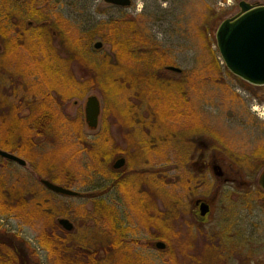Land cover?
Returning a JSON list of instances; mask_svg holds the SVG:
<instances>
[{"label":"rangeland","instance_id":"374dc122","mask_svg":"<svg viewBox=\"0 0 264 264\" xmlns=\"http://www.w3.org/2000/svg\"><path fill=\"white\" fill-rule=\"evenodd\" d=\"M45 1L47 5L41 4L38 8L51 22L50 47L54 52L51 55L70 58V69L76 79H86L88 73H94L88 66L89 61L98 64L100 58H113L110 45L99 37L91 42L90 53L84 55L85 33L123 16L143 23L148 40L165 54L166 63L181 70L180 73L155 70L160 89L164 83H171L176 90L174 94L173 89L165 88L166 97H177V105L170 117L162 120L147 98L130 89L112 95L98 83L86 88L81 98L73 92V87H77L73 83V89L61 95L59 101L61 92L56 91L67 90L65 78L51 69L45 75L46 83L53 87L48 90L57 100L52 106L65 127L40 139L29 156L21 157L26 161L24 168L0 158V177L6 186L26 187L30 200L49 206L45 212L48 217L26 222L15 215H1L0 230L17 236L29 247L25 255L33 264H52L37 240L48 229L47 225L59 218H66L74 225L70 232L71 244L102 252L111 240L104 226L91 223L92 218L81 222L70 212L76 207L88 211L89 197L55 194L45 189L39 178L90 196L97 185L92 174L93 160L81 150L76 139L80 134L92 142L108 125L112 138L108 145L110 151L114 144L121 149H136L144 139L159 144L157 154L150 153L147 161L150 168L154 170L156 166L161 173L162 197L156 205L164 217L157 225L168 241H163L166 250L150 245L160 232L141 222L144 204L137 198L138 188L127 185L129 203L113 192L106 198L131 221L128 225L131 231L126 237L130 258L140 256L147 264H264V191L257 186L264 164L254 166V154L264 149V110L260 108L264 104V87L248 85L230 74L220 60L214 39L219 23L238 13L240 1L264 6V0H131L128 7L110 5L103 0ZM57 20L64 21V25L59 26ZM44 34L41 28H35L26 35V40L36 41ZM96 42L102 44L98 50L93 48ZM5 48L0 40V91L9 96L10 103L23 100L26 114L35 115L40 111L31 107L32 101L38 98L34 97L38 96L34 86L38 84L37 88L46 89L36 68L41 61L52 65L51 55L45 62L39 47L34 49L35 56L22 48L17 55L9 56ZM81 57L86 66L80 63ZM104 71L105 74L114 72L109 68ZM89 95L98 98L102 110V119L95 131L89 130L81 118ZM73 101H77V106H73ZM130 108L137 118L128 129L119 120H123L122 111ZM128 137L131 145L126 144ZM131 149L128 155L133 158ZM202 161L207 165L205 171L199 166ZM129 163L132 162L129 160ZM32 169L38 170L34 177L29 174ZM199 199L213 203L212 213L204 224L192 213L194 202ZM147 201L145 205H149ZM176 228L181 235L178 240L172 237ZM190 231L191 241L185 236ZM108 257L107 264H128L119 254L111 252ZM196 257L202 262H196Z\"/></svg>","mask_w":264,"mask_h":264},{"label":"trees","instance_id":"16d2710c","mask_svg":"<svg viewBox=\"0 0 264 264\" xmlns=\"http://www.w3.org/2000/svg\"><path fill=\"white\" fill-rule=\"evenodd\" d=\"M41 4L47 5L45 0H0V39L6 47L5 53L7 55H17L22 48L28 51L31 56H35L34 49L39 47L43 58L46 59L44 61L47 62L48 55L54 53L50 47L51 34L48 27L41 28L45 31V34L43 36L39 35L36 41L31 40V38L26 40V35L33 30V28L27 27L26 21L34 20L39 23L47 19V15H43V11L37 9ZM57 24L63 26L64 21L57 20ZM96 37L101 38L110 45V52H112L114 62H112V59L109 60L107 58H100L101 61L97 62L98 64H95V61H89L88 66L94 73H88L85 77L86 79H81L82 77L76 79L70 69L72 61L70 58L60 59L57 55L54 57L51 55L49 61L53 62L52 65L41 61L40 66L36 68L37 75L41 77V82L46 83L45 75L52 69L55 73L57 72L63 76V80L65 78L64 88L67 90L56 91L58 93L61 92L60 95L62 96L73 89L71 87L73 83H75L74 86L79 88L77 90L80 98L85 94L86 88H92L96 83L102 89H108L112 95L122 90L130 89L138 93V95L147 98L146 100L154 105L157 116L160 115L162 120L170 117L171 111L177 105V97L174 98L173 96L172 99L166 97L165 88L173 89V87L171 83H164L162 85L163 89H160L157 82V79L160 78L156 76L155 70L164 69L166 71L165 68L171 64L166 63L165 54L160 53L158 47L149 41L150 38L146 35L143 23L139 22L138 24L135 18H127L125 16L101 23L98 27L84 34V40L86 41L83 48L84 55L90 53V44ZM82 61L80 63L85 65L84 60ZM57 62L58 65L56 64ZM106 68H109V70L113 69L114 72L105 74L104 69ZM116 70L121 72L117 73ZM126 71L128 72L125 73ZM130 71H133V73ZM41 85L44 86L43 84ZM37 86L38 84L34 86L33 90L38 93V96L34 97L38 98L34 99L35 102L32 101L34 104L31 107L34 106L40 112L35 115L24 113L26 111H24L23 100L17 103H10L8 98L0 92L1 150L15 153L19 157H27L40 139L52 132H60L65 127L63 120L56 115L52 106L57 100L52 97L51 92L48 90H53V87L47 83L44 86L46 89L37 88ZM173 90L175 94L176 90ZM60 95H58L59 101L61 99ZM122 113L123 120L119 121L124 125H126L128 116L131 124L136 122L137 116L132 108L128 112L125 110ZM124 116H126V119ZM78 135L76 140L81 146V150L93 160L96 156L92 142H87L80 134ZM114 153L120 152L113 150L109 154L103 153L100 158L108 159ZM27 192L28 189L24 186L7 187L0 177V216L15 215L26 222L44 216L48 217L45 212L49 206L44 202L30 200ZM91 204V208L88 211L85 208L82 210L76 208L70 212L74 218H80L81 222L90 218L94 220L91 213L94 206L93 203ZM97 214L98 220L102 221L106 230L105 234L111 237L102 252L74 248L73 245L70 246V233L64 231L57 223L51 222V224L47 225L48 229L41 232L37 242L39 246L46 250L48 257L52 260V264H107V259H110L108 255H111V252L119 254L128 264H147L140 256H136L134 259L129 257L130 247L125 240L130 230L127 227H123L118 214L116 215L114 210L103 202L97 206ZM143 215L144 221H140L146 227L154 225L147 212L143 213ZM163 215V212L159 213V221H162ZM49 217L52 218L53 215ZM156 229L159 232L160 229L162 230V228H158V225H156ZM188 238L191 241V238ZM155 239L167 241L165 235L161 232L156 233ZM22 244L23 242L17 236L0 230V264H25L28 259H26ZM183 247L187 248V245ZM207 249L205 250L210 251L209 248ZM103 253L105 256L102 257ZM195 261H198V257L195 258ZM198 262H202L201 259Z\"/></svg>","mask_w":264,"mask_h":264},{"label":"flooded vegetation","instance_id":"af4514ba","mask_svg":"<svg viewBox=\"0 0 264 264\" xmlns=\"http://www.w3.org/2000/svg\"><path fill=\"white\" fill-rule=\"evenodd\" d=\"M38 7H37V9H39ZM50 23L51 22L49 21L48 18L44 21L39 22V23H36L34 20H27L26 21L27 27H30L33 29L43 28V27H48V29H49ZM52 35H54V34L52 33ZM73 88H75L73 92H77L75 94L77 97H79V91L77 90V87H73ZM0 92L3 95H5L7 98H9V96L4 94L3 91H0ZM61 100L62 99H60V101ZM73 106H77V101H73ZM260 108L264 110V104H262ZM128 111H129V109L128 110L126 109V112H128ZM24 113H26V112H24ZM101 113H102V110L100 107L98 126L95 130H97L99 128L100 121L102 119ZM81 118L83 119V121L85 123L84 108H83ZM128 118H129V116H128ZM128 118L127 119L125 118L126 119V125L125 126L128 129L129 128L131 129L133 124L130 123ZM95 130H93V131H95ZM110 136H111V134L108 131V125H106L105 128L103 129V132L97 133L96 138L94 140H92L93 150H94V153L96 156L95 158H93L92 174H93V177L96 176L97 185L95 184V187H94L93 191L91 192L90 196L88 193L83 194V193L78 192L79 195L75 196V197L87 196V198L89 197L90 202L93 203L94 209H93V211L91 210L92 211L91 213L94 217V220H92L91 223H94L95 225H98V226H99V224H101L103 226L102 221L98 220V218H97L98 217L97 206L103 202L109 208H112L114 210V212L116 213V215L118 214V218H119L120 222L123 223V227H127L131 231V228L128 226L131 223V221L128 218H124L125 214L123 215V213H121L117 209L116 206L111 204V202H109L107 200V199H109L107 197H108V194L110 192H113V193L117 194L118 198H121L119 195H122L124 197V199L129 203V200L127 198L128 192L126 191V189L128 187L127 185L133 184L134 188L139 189V194L137 197L139 202H142L145 205V201L148 200L147 202L149 203V205H145V206L142 205V213L147 212L150 220L154 223V225H149L148 227H155L156 228L157 222L160 219V218H158V216H159V213H161V212L157 211V205H156V203L162 197L160 195L161 192L159 193V189H161V173L158 172V169L156 166H155L154 170L152 168H150V166H148L149 161H147V159H148V155L150 153L157 154L156 149L158 150L159 144H157L158 143L157 141H155L153 143H151V142L148 143L147 140L144 139V140L139 141V143H138L139 146L136 149H131L128 147L125 149H121L116 144H114L111 148V151H110V150H108V147L110 146V143L112 140V138ZM155 140H156V138H155ZM126 144L131 145L129 137H128V139H126ZM129 149H131L133 152V154H132L133 158H131V154L128 155ZM113 150H117L120 153H114V155L108 159L100 158V155H103V153L109 154ZM7 152H9V151H7ZM9 153H11V152H9ZM12 154H15V153H12ZM15 155L17 156V154H15ZM118 158H124L125 164L123 167L115 169V168H113V164L116 161V159H118ZM1 159L4 161H7V162H11V161L5 160L3 158H1ZM129 160L132 162L131 164L129 163ZM198 162L199 161H197L193 165H197ZM261 164H264V149L258 150L254 154V166L257 167V166H260ZM18 166H20V165H18ZM135 166H137V167H135ZM199 166H201V169L203 171H205L207 168V165L203 161ZM20 167L24 168V167H26V165L20 166ZM138 167H140V168L137 169ZM134 168H136V169H134ZM263 169H264V167H263ZM37 171L38 170L35 171L34 169H32L29 171V174L34 177L37 175ZM41 179H43V178H39V183H40ZM47 180L51 181L50 179H47ZM52 183H54V182H52ZM54 184H56V183H54ZM257 186H258V180H257ZM202 203H206L208 205V212L205 214V216H201V213H200V206ZM212 205H213V203L211 201L205 200V199H199V200H196L194 202V207L192 208V213L194 214V217L199 219L201 224H204L208 221V219L212 213ZM76 208H79L80 210H82L83 207H76ZM129 208H132V210L135 209V208H133V206L131 207L130 205H129ZM70 209H73V208H70ZM64 219H66V218H64ZM57 220H56V223H57ZM73 229H74V225L72 224V230ZM72 230L66 231V232L70 233V232H72ZM173 232H176V233H174V234L172 233L173 234L172 237L174 236V239L178 240L181 236L180 233H178L179 230L176 228V229H174ZM191 233L192 232L190 231V233L187 235V232H186L185 236H189L191 238V236H192ZM182 238H183V236H182ZM125 241L128 242V240H125ZM157 241L163 242V240L157 239L154 242H150V245L154 247V243ZM128 244H130V243H128ZM72 245L74 248H82V249H85L87 251H93V250H90L89 248H87L83 245L70 244V246H72ZM165 245H166V243H165ZM22 248H23V251L29 250V247H27V245L24 243L22 244ZM166 248H167V245H166L164 250H160V251H165ZM33 263H34V261H28V260L25 261V264H33Z\"/></svg>","mask_w":264,"mask_h":264},{"label":"water","instance_id":"95a60500","mask_svg":"<svg viewBox=\"0 0 264 264\" xmlns=\"http://www.w3.org/2000/svg\"><path fill=\"white\" fill-rule=\"evenodd\" d=\"M105 3L119 7H128L131 0H103ZM238 13L222 20L215 30V46L220 60L226 70L254 87H264V6L260 4H249L245 1L238 3ZM102 44L96 42L95 50L100 49ZM167 71L180 73L181 70L173 66L166 67ZM100 115V102L95 95H89L84 103L85 125L91 131L98 126ZM0 157L25 166L26 161L15 154L0 149ZM124 158H118L113 168L123 167ZM40 183L50 192L55 194L75 197L79 193L69 188L59 186L47 179H41ZM258 186L264 191V169L258 177ZM208 212V205L202 203L200 206L201 216ZM57 224L65 231L72 230L70 221L59 218ZM166 247L162 241L154 243V248L164 250Z\"/></svg>","mask_w":264,"mask_h":264}]
</instances>
